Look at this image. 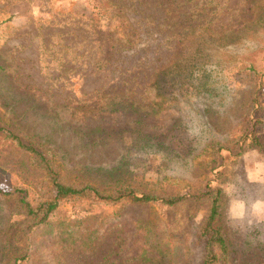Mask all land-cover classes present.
Masks as SVG:
<instances>
[{"label": "rangeland", "instance_id": "374dc122", "mask_svg": "<svg viewBox=\"0 0 264 264\" xmlns=\"http://www.w3.org/2000/svg\"><path fill=\"white\" fill-rule=\"evenodd\" d=\"M138 1L135 9L157 33L140 45L143 51L113 52L99 69L100 55H90L102 49L104 21L98 38L91 36L95 43L82 27L95 11L90 1L0 0V126L24 144L49 148L67 182L110 190L114 180L103 171L111 166L124 184L143 190L196 196L206 184L219 189L227 250L215 264H264L263 156L252 148L233 156L236 150L216 152L209 145L236 139L245 127L253 88L244 68H264V0H183L184 10L167 15L165 0ZM187 8L203 12V43L199 32L183 37ZM124 13L129 22L136 16ZM57 31L86 38L81 51L87 59L58 61ZM193 54L201 70L196 78L195 69L189 80L166 71ZM50 74L59 77L51 81ZM260 108L264 140V101ZM28 158L0 135V186L27 189L29 197L48 194L50 184ZM13 195L0 196V264H12L15 256L17 264H101L104 257L113 264H201L205 254L199 228L208 205L201 197L162 208L64 205L57 219L92 210L107 220L92 251L66 252L51 227H28L14 202L19 194Z\"/></svg>", "mask_w": 264, "mask_h": 264}, {"label": "trees", "instance_id": "16d2710c", "mask_svg": "<svg viewBox=\"0 0 264 264\" xmlns=\"http://www.w3.org/2000/svg\"><path fill=\"white\" fill-rule=\"evenodd\" d=\"M88 1H90L91 8L95 10L86 18L89 24L87 26L82 25L83 28L93 33L87 37L88 41L93 40L91 36L96 37L95 39L98 38L99 27L101 28L99 24L101 21H104L102 28H105V31L102 49L98 53L90 55L92 57L100 55V58L94 62L95 65H100L99 69L103 67V65L108 64L111 55L114 53H135L137 50L143 51L140 45H143L148 38H152L153 35L157 33V29L152 31L146 27L145 22H147L148 17L143 16V12L135 9L139 5L138 0H125L124 4V0ZM133 1H135V3H133ZM182 1L183 0H165V14H174V9L180 8ZM126 2H129L127 6H125ZM167 5L171 7L169 10L166 9ZM180 9L184 10L185 7ZM124 12L128 15H136L132 19V22L127 20V16ZM202 13V11H198L196 14L194 11L187 8L186 15L184 16L186 24L184 27H181V31L184 33L183 37H190L193 35L192 32H199L200 34L196 37L200 39L202 43L204 42L205 37H203V33L206 30V22H204V19H202V23L201 21L200 23L198 22V16H201ZM141 21H143V24H141ZM93 24L97 25L96 27L98 29L95 27L92 28ZM56 33L55 38L58 42L56 46L61 48V51L56 52L59 57L58 61L62 60L64 63H73V61L78 59H87L84 56L88 51H81V49L84 48L83 44L87 41L86 38L81 37L78 39V36H73L74 33L70 31H57ZM175 34L176 32L173 33L172 36L174 37ZM43 36L44 35H42L41 38ZM47 36L49 38V35ZM47 36L45 34V37ZM144 36H146V38H144ZM96 41L97 40H94L92 42L95 43ZM47 48H50V44H42L43 51ZM98 48H100V46H98ZM190 57V60L184 58L181 62H171L169 67L166 68V71L169 72V74L175 72L174 75L176 77H180L181 73H184L183 79L187 80L188 76H191L192 70L195 69L192 63V58L195 57V55L193 54ZM48 64L49 62L46 63V65ZM4 67L0 65V72H3ZM67 69L71 70L70 68ZM244 69L249 71L252 75L249 81L253 89L250 98L251 110L242 121V123L245 124V127L242 129V134L236 139L226 141V143L212 142L209 145L212 150L216 152L223 150L231 153V151L236 150L233 156L240 155L244 151V148H252L262 154L264 159V140L258 135L260 132V125H262V120L260 119V104L264 101V68L256 70L248 64ZM194 71H197L196 76L193 77L196 78L199 76L198 73H200L201 70L200 68H196ZM49 76L51 77V81H56L59 77L58 75L53 76V74ZM200 77H202V75ZM0 135L17 149L28 154V165L43 173L51 188L48 194L44 193L41 196L29 197L27 189L14 190L13 192L4 190V188L0 186V196L11 198L14 196L13 194L18 193V200H14V202L16 201L18 209L23 213V218L30 224L28 227H51L53 230V239L57 240V245L60 250L66 252L92 251L107 232V220L101 212L89 210L87 212H91L92 214H87V212H85L79 219L73 216H62V218L57 219L56 213L59 211V208L64 205L70 207L82 205L98 208L113 207L115 205L130 207L154 205L155 207L162 208L175 205L187 199H198L201 197L203 199L200 203H206L208 205L199 228L201 236L206 239L205 254L201 264H215L219 260V257L221 260H224L227 242L220 220L221 192L219 189L206 184L205 191L196 196L187 194L181 195L168 190H143L134 188L130 184H124L122 174L120 176V172L117 173L119 169H116L114 166L112 169L111 166L105 167L103 171V174H105L107 178L110 177L114 180V185L110 190L97 188L93 184L85 181L71 183L60 179L57 167L53 163V152L49 148H45L42 144L39 145L34 141L24 144L15 131L8 130L2 126H0ZM100 177L102 178L103 175ZM19 258L21 257L15 256L12 259V264H17ZM101 264L113 263L107 262V258L104 257Z\"/></svg>", "mask_w": 264, "mask_h": 264}]
</instances>
